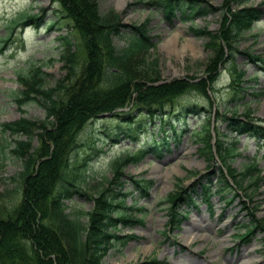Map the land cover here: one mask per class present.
Wrapping results in <instances>:
<instances>
[{"label":"rangeland","instance_id":"1","mask_svg":"<svg viewBox=\"0 0 264 264\" xmlns=\"http://www.w3.org/2000/svg\"><path fill=\"white\" fill-rule=\"evenodd\" d=\"M97 1L100 12L112 9L122 25L145 24L146 33L151 36L154 46L133 63L131 71L145 78L158 79L156 83L184 77L197 78L194 81L207 80L206 65L212 56L207 47L209 39L204 34L196 36L190 28L200 32L219 31L224 9L185 20L179 9L166 18L159 3H151L152 0ZM196 1L202 3L201 6L214 8H221L225 2ZM243 6L259 8L261 18L243 30L229 52L231 62L219 68L213 88L207 86L209 96L195 89H185L172 102L153 107L150 112L143 107L134 108L130 114L131 123L123 122L112 113L98 115L78 134L73 154L79 161L89 156L86 167L81 168L85 176L81 191L96 196L99 190H109L115 197H124V207L120 211L131 215L128 218L131 224H118L112 233L123 238L126 235L133 237L126 239L124 244L111 239L113 246L108 248L102 264H144L152 258L162 264H232L233 261L236 264L244 259L264 264V139L245 133L237 136L228 129L232 120L246 121L248 117L250 121L260 120L264 125V63L248 56L264 59V0H250L245 5L231 7L237 10ZM183 7L188 8L187 5ZM35 14L41 18L38 28L36 22L30 21L32 23L19 26L22 30L16 27L12 31L13 20L20 21V17ZM64 15L51 0H0V216L3 217H7L8 211L19 200L17 191L20 190V179L25 176V161L40 143V128L33 129L27 136L3 131L2 124L21 118L35 122L46 119L43 99L37 97L24 105L15 102V96L24 89L15 71L24 69L26 72L32 64L42 66L44 91H50L66 76L67 68L62 59L66 47L62 37L75 40ZM124 32L123 29L119 36L113 37L118 49L128 43ZM2 38H7V42ZM187 41L191 42V47L184 48ZM178 50L181 51L179 54ZM234 82L243 89L237 95L232 88ZM38 85L36 82L34 87ZM189 106H197L198 111H187ZM208 122L212 142L216 135L224 133L229 135L230 141L233 137L238 139L241 153L231 162L232 167L240 169L249 159L258 158L257 168L261 169L258 189L247 194L245 201L235 198L225 204L213 197L208 209L201 201L206 180L212 179L214 184L216 176L226 174L219 163L208 161V155L206 158L201 155L203 145L199 136L205 134L203 125ZM173 128L179 134L177 138H173ZM128 134L136 138L132 139ZM165 136L169 137L167 143L163 141ZM15 141L25 145L23 157L12 152ZM140 149H149L143 160L129 162L116 173L115 162ZM141 178L150 183L148 195L143 199L134 182ZM46 185V179L35 181V193L39 194ZM179 187L194 189L196 201L182 205L186 217L181 223L174 221V228H170L166 198ZM66 205V212H77L81 222L86 223L84 213L93 208L94 202L75 196L66 201ZM139 218H142L141 222L137 221ZM196 220L201 221L193 227ZM249 224L256 227L250 240L243 241L238 236L243 233V226ZM49 238L53 244V238Z\"/></svg>","mask_w":264,"mask_h":264},{"label":"trees","instance_id":"2","mask_svg":"<svg viewBox=\"0 0 264 264\" xmlns=\"http://www.w3.org/2000/svg\"><path fill=\"white\" fill-rule=\"evenodd\" d=\"M53 1L65 13L75 41L63 37L66 51L62 59L67 72L50 91L42 89V75L45 73L40 66L33 64L26 72L23 69L17 71V79L24 89L15 96V102L24 105L37 97L43 99L46 119L35 122L21 118L13 123L2 124L3 131L27 136L33 129L40 128V143L33 155L27 154L29 159L24 165L25 176L20 179V190L17 191L19 200L8 211L5 219L0 216V264H102L108 248L113 246L111 239L124 244L126 239L132 238L130 235L123 238L112 233L118 223L123 226L131 224L128 220L131 215L120 211L124 207V197H115L109 190H99L96 196L81 191L80 185L85 181L81 168L86 167L89 156L81 161L75 158L73 152L77 147L78 134L92 119L103 113H112L121 117L123 122L131 123L129 119L134 108L143 107L150 112L153 107L172 102L185 89L194 88L204 96H209L206 88H213L219 68L231 62L229 52H232L235 42L243 30L250 28L262 15L259 8L243 6L236 10L231 7L245 5L249 0H225L221 8L201 6L202 3L196 0H153L151 3H159L166 18L173 16L176 9L182 10L183 19L224 9L219 31L200 32L190 28L196 36L204 34L209 39L207 47L212 56L206 65L207 80L195 82L197 78L187 77L156 83L158 79L145 78L131 71L134 69L133 63L154 46L151 36L146 33L145 24L122 25L112 9L100 12L97 0ZM183 5L188 8L185 9ZM122 28L128 43L118 49L113 37L119 36ZM248 56L251 60L264 63V59L258 56ZM36 82L40 84L37 88L34 87ZM232 88L234 95L243 90L235 82ZM248 118L246 121L232 120L228 123V129L233 134L247 133L264 139V127ZM203 127L205 134L199 136L203 145L201 155L205 158L208 155V161L215 160L226 170V174L220 173L216 179L219 185L217 193L226 201L233 196L244 199L247 194H253L261 178L258 161L252 158L240 169L232 167L231 162L240 154L238 140L233 137L230 141L229 135L224 133L212 143L209 123ZM15 143L12 152L23 157L25 145L19 141ZM144 154L145 151L141 150L134 156H123L114 164L116 173L128 162L140 161ZM45 179L48 185L39 194L35 193V181ZM209 181L208 186L204 185L205 199L209 190L214 188ZM134 182L136 189L141 191V197H144L150 187L149 182L142 178ZM193 195L194 190L183 187L168 194L166 199L171 224L180 221L182 212L179 207L193 200ZM75 196L90 198L94 202L93 208L84 213L87 216L86 223L81 222L77 212H66V201ZM244 206L248 207L246 204ZM245 230L240 235L242 239H247L253 228L246 226ZM49 236L53 238V244ZM160 263L151 259L145 264Z\"/></svg>","mask_w":264,"mask_h":264},{"label":"bare ground","instance_id":"3","mask_svg":"<svg viewBox=\"0 0 264 264\" xmlns=\"http://www.w3.org/2000/svg\"><path fill=\"white\" fill-rule=\"evenodd\" d=\"M183 47L184 48H186V47H191V42L190 41H187L186 42V44H184L183 45ZM181 51H179L178 50V54L180 53ZM200 219H201V217H200ZM201 221V220H200ZM199 220H196L194 223H193V227H195V226H198V222H200ZM225 223H223V225H224ZM199 225H200V223H199ZM208 226H209V223H208ZM247 255V254H246ZM241 256H243V254L241 255ZM261 263V262H260ZM232 264H235V261H233L232 262ZM236 264H256V262L255 261H252V260H250V259H244V260H241V261H239L238 263H236Z\"/></svg>","mask_w":264,"mask_h":264}]
</instances>
